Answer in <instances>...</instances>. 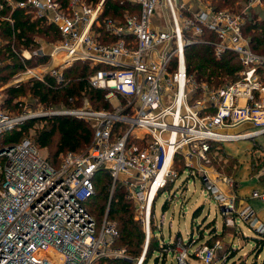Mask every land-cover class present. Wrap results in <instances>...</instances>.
Instances as JSON below:
<instances>
[{"label": "built area", "instance_id": "built-area-1", "mask_svg": "<svg viewBox=\"0 0 264 264\" xmlns=\"http://www.w3.org/2000/svg\"><path fill=\"white\" fill-rule=\"evenodd\" d=\"M253 1L248 5L256 4ZM130 2L133 8L126 9L124 16L111 18L102 12L104 0L96 4L86 0H0V54L9 56L5 63L0 59V66L13 62L15 56L25 66L8 85L30 79L47 82L48 75L60 85L65 70L83 62L92 68L89 85L106 90L110 103L116 99L111 109L93 108L85 98L78 106L53 110L31 96L38 104L20 101L18 110L11 111L0 98V264L133 260L125 248L113 247L119 235L116 222L106 213L98 224L85 206L95 192L94 176L101 168L108 169L115 180L122 172L129 175L147 229L145 252L157 196L180 176L171 167L177 152L191 148L208 161L212 142L264 134V55L251 49L243 33L246 10L212 4L193 9L192 0ZM19 7L31 20L39 21V26H55L60 35L47 44L34 36L30 45L20 49L11 44L4 36H14L12 30L7 33V26L13 27V12ZM209 32L214 39L206 38ZM195 42L211 43L217 56L226 51L240 53L244 69L239 78L219 86L198 84L188 71L186 54V48ZM35 58L47 60L28 64ZM200 87L205 93L194 97ZM52 115L92 122L91 146L82 152H62L56 166L29 137L4 141L7 133L20 129L26 121ZM190 174L196 171L190 169ZM201 178L223 213H232L236 197L221 188L223 181L232 180L212 179L207 173ZM253 196L264 199V188L255 190ZM235 211L253 230L264 234V222L251 205ZM177 246L179 264H188V248L180 242ZM221 246L219 240L205 243L196 253L210 264ZM142 260L140 257L137 264Z\"/></svg>", "mask_w": 264, "mask_h": 264}, {"label": "rangeland", "instance_id": "rangeland-1", "mask_svg": "<svg viewBox=\"0 0 264 264\" xmlns=\"http://www.w3.org/2000/svg\"><path fill=\"white\" fill-rule=\"evenodd\" d=\"M98 1L100 0L93 1V3L96 4L98 3ZM216 1L215 0H192V3H189V5L193 9L197 7H209L211 4L213 6L217 5ZM232 1H233V4L227 3L222 6L231 7L236 11L246 10V13L244 14L243 33L245 37L249 40L250 47H251L252 46V35H251L252 31H248L247 33V32H244V30H245V27L247 26V22L250 20L252 15L256 17V20L258 23L264 22V0H261L260 2L257 0H254L256 4H253L252 6L248 5L251 0H232ZM125 2L127 3L126 5L128 6V8L126 9L133 8L130 0H125ZM104 6H105V2H104ZM104 11H105V7L103 8V11H102L103 14H104ZM124 12H125V9L124 10L121 9L117 14H113L112 12H110L109 14L114 15V17H111V16H108V17L121 18L122 16H124L123 14ZM166 17H167V14H166ZM36 36L39 37L41 43L43 44H47L49 40L52 41V39L55 38V37L54 38L50 37L49 39V38H46V36L44 37L40 35H36ZM206 38L211 39V40L214 39V37H206ZM253 51L264 55V51H259V50L258 51L253 50ZM234 52L240 58V53L236 51ZM214 53L217 56L215 49H214ZM223 54L224 53H222V55ZM222 55L217 56V57L220 58L222 57ZM8 58L9 56L6 54V52L4 54H0V59L3 61V63H5ZM243 69L244 67L241 66L239 71ZM18 72H23V71H17V73ZM16 75L18 74L15 73L10 80L11 81L14 80ZM9 82L10 81H8L7 83L3 85H0V98L3 101L6 96L5 88L9 86L8 85ZM197 82L198 84H201L202 82H207V81H197ZM208 84L211 86H215L210 83ZM24 86H26L24 92L19 93L17 98L15 99L16 101L14 102H17V101L23 102L25 100L27 103L31 102V103L38 104V101L36 99L31 98L32 95L29 92V89L26 83H24ZM200 93H205L202 87H200V89L197 90L196 93H194V97H196ZM114 100L115 101L113 102L111 101L112 103H110L112 104L111 108H113L114 102H116V99ZM89 105L93 108H96V106L91 101H89ZM43 106L46 107L45 105ZM11 107L16 108L14 106H11ZM63 107H64L63 102L61 101V102H54L51 105H49L47 108L56 110V109H62ZM10 110L17 111L18 108L16 110L15 109L13 110L10 109ZM42 125L43 123H41V121H38L37 123H35L29 129L25 137H29L35 144H37L41 148V152L44 156L51 158L52 160H56L54 159L52 152H50V148L41 147L34 140L33 136L35 134L36 128L42 127ZM241 127L242 126L237 127L236 130L240 129ZM260 138H258L257 140L242 139V140H234V141H231V140L220 141L218 145L216 146V148L213 150L212 154L209 155V153H207L208 154L207 156L209 159L208 161H205L204 159L199 157L197 152H194L191 148L189 150H187L186 148H183L182 150L177 152L174 156V160H173L171 167H173L174 170L180 173L179 167H182L184 165L185 171L182 174H180L178 179L175 181V184H171L167 186L166 189L160 192L159 195L157 196L156 207H155V218H156L155 222L157 224L156 233H160L159 235L162 236V238H165L166 236L167 239H170V237H173L175 240L184 239V242H187L188 245L190 246V245H195L196 243L198 244L201 238H205V237L210 238L211 236L208 235V232L210 234L211 230H214V233L212 236L216 238V240H219L222 246L218 249L212 263L210 264H260L262 260L264 259V244L260 246V242L257 241L255 237H253V236H258L259 233L253 230L247 222H244L243 220L239 218L238 215L235 214V213H238L235 210L245 208V205L238 206L237 204L238 195L229 193L230 196L236 197V200L234 201V211L230 214H226L225 212L223 213L224 210L222 211L221 206L217 203L216 198L214 196H211L208 193L203 181L200 178L202 177L203 173H207L211 176V178L213 177V179H219V177L224 176V177L230 178L232 180V183H234L233 178L228 175H234V170L236 168V165L237 164L241 165L240 174H243V179H246L245 177H247V179L244 180V182L247 183L246 186H248V189L250 188L248 190V193H250L249 195L251 196L252 194V197H254L253 193H251L250 191H251V188L255 186V181L253 180V178L251 179L250 173L253 176H257V177L259 176L260 179L261 178L264 179V139H263L264 137L261 139ZM235 156H238L241 159L242 164H240L239 161H237V157ZM246 165H248L247 166L248 170H250L249 176L245 175ZM188 167H191L190 169H193L194 171H196V174L198 175L199 178L197 176L195 177L194 175H191L190 169H188ZM103 169H106V168H103ZM128 176L129 175L126 172L125 173L122 172V174L120 175V178L115 180L113 176L111 175V177L108 179V182H109L108 201L117 192L118 188L122 186L125 192L126 199H128L131 202L134 216L141 223L145 233H144V240L142 243V247L140 248L139 254H133L130 251H128L126 247L121 246L119 244V241L117 240L118 238L117 237L115 239L113 247L125 248L127 253L134 257L133 260H129V261L122 260V259L117 260V261H120L119 263L121 264H137L140 257H143L141 264H179V260L176 259L177 256L173 254L174 252L177 251V248H176L177 245L173 247L172 244L166 243L165 240H163V243H161L162 239H161V242H160L161 244H160L154 237L152 238V236L156 234L154 233L152 228L150 232L151 235L149 237L148 246H147L146 251L144 252V247H145L146 239H147V232H146L147 229L145 228L144 221L140 213V202L132 194L133 184L128 180ZM238 176H239V173H237V177ZM257 177L255 178L257 179ZM103 182H106L104 174L99 176V178L95 182L96 193L89 200L87 204L88 208L92 211L93 215L99 221H103L102 219L104 218L106 213H108V216H109V212H108L109 206L107 204L102 205L101 184ZM225 182L230 183L229 181H225ZM234 188H236L235 184H234ZM263 188H264V185H263ZM256 198H259V197H256ZM263 200L264 199L260 197L259 199L253 200L252 203L256 207V209L253 207V209L255 210V213H256V210H258V212L261 211V213L259 212V217H261V219L264 220V208L259 210L261 206H264ZM166 202H169V204H167V207L164 209V204ZM194 210L195 211L198 210L200 214L198 216L193 217V213H195ZM234 215H235L236 221L235 219L233 220ZM111 218L113 221L116 222L117 228L119 229L118 219H116L115 216ZM231 218L232 220H229ZM227 220L231 221V223H228ZM100 224H102V222H100ZM159 224H160V227H159ZM161 225H162V228H161ZM204 242L207 243L206 241ZM158 244L160 246L159 249H158ZM162 244L165 246L168 244V247H169V250L166 251L165 253L163 251V254L161 252L165 248H163ZM150 246L156 247V251H154V254L152 255H151V252L153 250L150 248ZM198 247L200 248V246ZM195 254L197 255L196 251H195ZM188 257L189 259L191 258L189 254V249H188ZM193 258H194V264H205L202 262V260L200 259L198 255L197 257L193 256ZM189 259H187L188 264H189Z\"/></svg>", "mask_w": 264, "mask_h": 264}, {"label": "trees", "instance_id": "trees-1", "mask_svg": "<svg viewBox=\"0 0 264 264\" xmlns=\"http://www.w3.org/2000/svg\"><path fill=\"white\" fill-rule=\"evenodd\" d=\"M90 2L97 0H88ZM216 1V0H215ZM216 8H222L224 4H233L232 0H217ZM125 0H106L105 1V11L104 16L117 14L121 9L128 8ZM108 14V15H107ZM14 24L13 27L9 29L7 26V33L12 30L14 36L5 35L4 37L14 43L17 48L21 46L30 45L34 36H46V38L52 37L56 38L60 35L57 31L58 29L53 25H42L39 26V21L31 20L30 16L25 14L24 10L16 8L13 12ZM252 31V46L251 48L256 51H264V22L258 23L256 17L252 15L250 20L247 22L244 32ZM5 32H2L4 34ZM246 34V33H245ZM207 37H214L213 34L207 33ZM25 38V40H23ZM32 43V42H31ZM10 47V46H9ZM187 54V66L190 74H193L197 81H207L208 83L219 86L223 85L229 81H235L239 77V70L241 68L242 62L239 56L234 51L225 52L222 57H217L214 53V46L211 43H199L195 42L190 44L186 48ZM13 62L6 63L0 66V85L7 83L17 71L25 70L23 60L15 56ZM46 58H35L29 60L28 64L35 65L38 63L46 62ZM92 71L89 64L83 62H77L71 68H68L64 72V82L60 85L55 84L54 79L51 76H47V82H43L38 79H30L19 84L9 85L5 88L6 96L3 101V106L7 109H17L19 107L18 102H14L19 93H23L25 90L24 83L27 84L29 92L31 95L39 100L43 105L48 107L54 102H63V106H78L82 103L83 99L87 97L96 108H111L110 101L106 97L107 91L99 88H95L89 85L87 77ZM14 106L16 108H12ZM38 121L43 122L42 127L36 128L34 134V140L41 147L50 148L54 159L48 158L51 163L58 166L61 161V153L65 151H85L94 140V124L88 122L87 120L80 119L71 115H52L43 118H35L26 121L20 129H14L7 133L4 141L6 142H18L26 136L29 129ZM212 148L208 152L209 155L212 154L213 150L216 148L218 143L212 142ZM179 167V166H177ZM180 174L185 171V166L179 167ZM105 175V181L101 184L102 192V205L107 204L109 206V218L115 216L119 222V235L117 240L121 246H124L133 254H139L140 248L144 240V230L138 219L135 218L133 213V208L131 202L126 199L125 192L122 186H120L117 192L109 199V182L108 179L111 177V173L107 169L101 168L94 176V182L97 181L99 176ZM172 183L169 182L168 186ZM96 186V185H95ZM96 193V189L94 194ZM90 196L85 201V206L88 208L87 204L89 200L94 196ZM167 207V202L164 204V209ZM93 214V213H92ZM200 212L197 210L194 213V217L198 216ZM104 219V218H103ZM102 219V220H103ZM112 219V218H111ZM98 220V219H97ZM155 218V208L152 213V229L154 233L157 231V224ZM98 220V224H100ZM214 230H211V237L206 240V244L212 245L216 238L212 235ZM159 243L161 242V236L157 233L152 236ZM257 241L260 242V246L264 244V234H259L258 236H253ZM161 244V243H160ZM188 245V243H186ZM205 244V243H204ZM173 247L176 243L172 244ZM203 245V244H202ZM200 245V247L202 246ZM163 248L168 247L163 245ZM158 244V249H159ZM153 250L151 255L156 251V247H151ZM199 248V247H198ZM263 248V247H261ZM157 249V250H158ZM168 249V248H167ZM162 250V249H160ZM159 251V250H158ZM167 250H162V254ZM197 251V250H196ZM192 256H196L195 252ZM233 256V255H232ZM197 257V256H196ZM120 261H111V264H118ZM121 264V263H119ZM189 264L192 262L189 261ZM260 264H264V259Z\"/></svg>", "mask_w": 264, "mask_h": 264}, {"label": "crops", "instance_id": "crops-1", "mask_svg": "<svg viewBox=\"0 0 264 264\" xmlns=\"http://www.w3.org/2000/svg\"><path fill=\"white\" fill-rule=\"evenodd\" d=\"M161 13H163V12H161ZM160 13V14H161ZM159 22L160 23H164L163 21H161V20H159ZM263 138L264 137V134H261V135H259V136H256L255 138H251V139H255V140H257L258 138ZM260 138V139H261ZM264 139V138H263ZM244 141V140H243ZM263 141V140H262ZM233 155V154H232ZM235 157H237V161H239V163L240 164H242V162H241V159L238 157V156H235ZM248 165H246V168H245V171H246V173H245V175H248L249 176V172H250V170H248V167H247ZM240 167H241V165H236V168H235V170H234V175H228V176H230V177H232L233 178V182L234 183H227V182H222V184H221V188L227 193V194H237L238 196H237V199H238V201H237V204H238V206H243V205H251L252 207H254L255 209H256V207H255V205L252 203V201L253 200H255V199H259V198H256V197H252V194H251V196L249 195L250 193H248V190L250 189H248V186H246L247 185V183H245L244 182V180H246L247 179V177H245L246 179H243V174H240ZM237 173H239V176L237 177ZM209 175V174H208ZM195 177L197 176L198 177V175L197 174H195L194 175ZM210 176V175H209ZM211 177V176H210ZM224 177V176H223ZM223 177H221V178H223ZM250 177H251V179L253 178V180L255 181V186H253V188H251V193H253V191H257V190H261L262 188H263V185H264V179L263 178H261L260 179V177L258 176H253V175H251V173H250ZM255 177H257V179L255 178ZM199 178V177H198ZM201 178V177H200ZM255 178V179H254ZM212 179H213V177H212ZM249 179V178H248ZM201 180H202V178H201ZM250 180V179H249ZM203 181V180H202ZM251 181V180H250ZM234 184H235V186H236V188H234ZM231 188H233V189H231ZM229 194V195H230ZM156 201H157V199H156ZM264 201V200H263ZM167 204H169V202H167ZM155 207H156V202H155ZM264 208V206H261L260 207V209L259 210H261V209H263ZM195 211V210H194ZM260 213H261V211H259ZM259 212H258V210H256V213H257V215H258V217H259ZM193 217H194V213H193ZM260 219H261V217H259ZM263 222H264V220L263 219H261ZM162 225H163V223H162ZM162 225H161V228H162ZM159 227H160V224H159ZM170 228H171V226H170ZM158 235L160 234V233H157ZM211 234V233H210ZM208 235H209V232H208ZM172 236V235H171ZM194 236V235H193ZM209 237V236H208ZM161 238H162V236H161ZM208 238L207 237H205V238H201L200 240H199V242H198V244L196 243L195 245H187L186 243L187 242H184V239H182V240H175L173 237H170V239H167L166 238V236H165V238H162V242L161 243H163V240H165V242L166 243H169V244H173V243H176V245L180 242V243H182V244H184L185 246H187V248L189 249V254H190V259H189V257H188V259H189V261L190 262H192V264H194V258H193V256H192V253L193 252H195L196 250H198L197 248H198V246H200V245H202V244H204L205 242L204 241H206ZM202 241V242H201ZM167 246H168V244H167ZM177 248V251L176 252H174L173 254H175V256H177V254H178V252H179V249H178V246L176 247ZM169 250V247H168V249H167V251ZM172 252V251H171ZM169 253H170V251H169ZM197 256V255H196ZM175 259V258H174ZM176 259H177V257H176Z\"/></svg>", "mask_w": 264, "mask_h": 264}, {"label": "water", "instance_id": "water-1", "mask_svg": "<svg viewBox=\"0 0 264 264\" xmlns=\"http://www.w3.org/2000/svg\"><path fill=\"white\" fill-rule=\"evenodd\" d=\"M106 0H104V2H105Z\"/></svg>", "mask_w": 264, "mask_h": 264}]
</instances>
